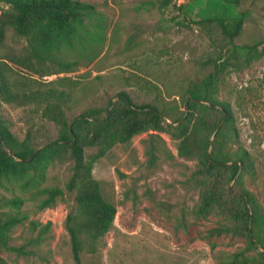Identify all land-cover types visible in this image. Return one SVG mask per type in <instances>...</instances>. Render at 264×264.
Returning a JSON list of instances; mask_svg holds the SVG:
<instances>
[{"label": "rangeland", "instance_id": "1", "mask_svg": "<svg viewBox=\"0 0 264 264\" xmlns=\"http://www.w3.org/2000/svg\"><path fill=\"white\" fill-rule=\"evenodd\" d=\"M79 1L94 5L102 16L107 24V43L104 53L87 68L44 78L54 81L59 89L79 95L81 101L69 118L90 108L103 109L110 101L115 104L121 91L137 105L160 102L176 105L184 112L177 123L164 120L166 131L135 135L94 162L92 176L104 200L115 206L116 215L103 246L96 253H82L81 263H259L264 249H255L227 215L218 209L205 216L197 213L203 180L198 173L199 163L195 158L178 155L180 140L173 127L190 113L181 86L213 71L212 65L203 64L212 48L196 23L198 9L192 13L182 10V5L192 0H167V6L165 0ZM243 7L249 10V19L236 43L251 45L264 38V0L245 2ZM6 8L7 4L0 0V14ZM121 77H142L149 85L141 87L131 80L121 81ZM63 78L66 79L60 80ZM216 85L213 97L230 103L238 134L235 141L224 130L221 143L230 152L245 149L253 159V168L243 173L241 184L238 186L234 179L224 189L232 194L228 198L241 189L248 190L255 207L263 213L264 55L240 70L232 68L223 73ZM247 88L256 97L247 95L252 99L242 105L237 95ZM1 113L19 140L30 138L42 147L58 138L55 124L30 106L2 103ZM222 125L223 120L218 127ZM256 130L263 140L254 138ZM215 131L209 136L210 143L218 130ZM92 153L94 149L86 151ZM72 165L67 159L55 160L34 175L29 172L24 180L0 179V193L20 198V211L26 215L24 223L11 232L10 245L22 252H1V264H76L65 228L66 217L75 208L74 193L66 192ZM50 188L66 193L42 208L45 190Z\"/></svg>", "mask_w": 264, "mask_h": 264}, {"label": "trees", "instance_id": "2", "mask_svg": "<svg viewBox=\"0 0 264 264\" xmlns=\"http://www.w3.org/2000/svg\"><path fill=\"white\" fill-rule=\"evenodd\" d=\"M3 1L7 8L0 14V179L20 181L29 172L34 175L55 160L72 162L66 192L74 193L75 208L68 213L65 228L73 260L82 264V253H96L103 246L104 236L116 215L115 206L104 200L92 176L94 162L116 144L126 143L135 135L150 130L166 131L164 120L177 123L184 112L176 105L160 102L137 105L128 93L121 91L115 104L110 101L103 109L90 108L69 118L81 101L79 95L59 89L53 85L54 81L47 82L44 78L93 64L104 53L107 24L94 5L79 0ZM248 1L261 0H192L182 5L184 12L198 9L196 23L212 48L203 64L212 65L213 71L181 86L190 113L173 129L180 140L178 155L195 158L199 163L198 173L203 180L197 213L205 216L220 210L237 224L255 249H264V212L255 207L248 190L241 189L228 198L232 194L224 189L234 179L238 186L241 184L243 173L253 168V159L245 149L235 152L224 149L223 131H229L235 141L238 134L230 103L213 97L217 94L220 75L232 68L240 70L264 55V38L251 45L236 43L249 19V10L243 7ZM167 5L165 0L164 6ZM122 79L141 87L149 85L142 77ZM247 95L256 97L247 88L238 93L237 101L246 105L252 99ZM2 103L30 106L43 119L55 124L58 138L42 147L30 138L17 139L1 113ZM222 120L223 125L210 143L209 136ZM254 138L263 140L257 130ZM88 149H94V153L86 154ZM66 192L59 188L46 189L41 207L49 206ZM21 205L20 198L0 193V253L22 252L10 245L12 230L26 220ZM260 254L262 259L257 264H264V251ZM2 261L0 257V264Z\"/></svg>", "mask_w": 264, "mask_h": 264}, {"label": "water", "instance_id": "3", "mask_svg": "<svg viewBox=\"0 0 264 264\" xmlns=\"http://www.w3.org/2000/svg\"><path fill=\"white\" fill-rule=\"evenodd\" d=\"M218 128H219V127H218ZM218 128L216 129V131L218 130ZM216 131H215V132H216ZM208 157H209V155H208Z\"/></svg>", "mask_w": 264, "mask_h": 264}]
</instances>
